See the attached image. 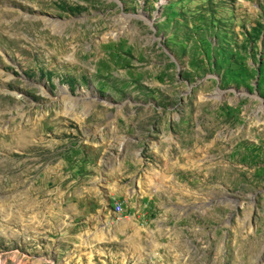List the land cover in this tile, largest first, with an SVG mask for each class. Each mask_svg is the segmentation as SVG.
Instances as JSON below:
<instances>
[{
	"label": "rangeland",
	"instance_id": "374dc122",
	"mask_svg": "<svg viewBox=\"0 0 264 264\" xmlns=\"http://www.w3.org/2000/svg\"><path fill=\"white\" fill-rule=\"evenodd\" d=\"M0 264H264V0H0Z\"/></svg>",
	"mask_w": 264,
	"mask_h": 264
},
{
	"label": "bare ground",
	"instance_id": "6f19581e",
	"mask_svg": "<svg viewBox=\"0 0 264 264\" xmlns=\"http://www.w3.org/2000/svg\"><path fill=\"white\" fill-rule=\"evenodd\" d=\"M61 99H62V102H64V106L67 107L69 103L65 99H68V94L65 91L62 92ZM18 114H19L20 117H23V115H22L23 113H20L19 110H18ZM38 125L37 124H34V127L36 128V126H37V128H38Z\"/></svg>",
	"mask_w": 264,
	"mask_h": 264
},
{
	"label": "built area",
	"instance_id": "2783aa9c",
	"mask_svg": "<svg viewBox=\"0 0 264 264\" xmlns=\"http://www.w3.org/2000/svg\"><path fill=\"white\" fill-rule=\"evenodd\" d=\"M115 209L117 210L116 213H121V211H122V206L115 207Z\"/></svg>",
	"mask_w": 264,
	"mask_h": 264
}]
</instances>
